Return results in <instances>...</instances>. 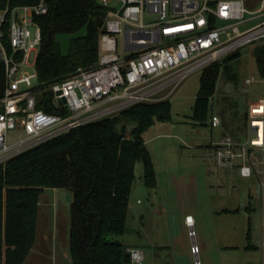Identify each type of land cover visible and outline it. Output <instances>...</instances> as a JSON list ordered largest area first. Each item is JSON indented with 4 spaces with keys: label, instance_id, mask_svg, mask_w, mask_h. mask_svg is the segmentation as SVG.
<instances>
[{
    "label": "built area",
    "instance_id": "2783aa9c",
    "mask_svg": "<svg viewBox=\"0 0 264 264\" xmlns=\"http://www.w3.org/2000/svg\"><path fill=\"white\" fill-rule=\"evenodd\" d=\"M98 1L106 17L97 62L45 83L29 57L35 52L36 62L42 41L37 17L47 11V0H0V61L7 83L0 99V165L86 123L168 99L193 72L264 41V0ZM147 13L155 17L145 22ZM209 123L217 127L221 119L212 114ZM247 127L245 139L225 134L214 142V158L220 167H238L244 177L257 171L264 193V98L250 104ZM129 251L131 263L142 264L143 250Z\"/></svg>",
    "mask_w": 264,
    "mask_h": 264
},
{
    "label": "trees",
    "instance_id": "16d2710c",
    "mask_svg": "<svg viewBox=\"0 0 264 264\" xmlns=\"http://www.w3.org/2000/svg\"><path fill=\"white\" fill-rule=\"evenodd\" d=\"M47 5V11L37 17L42 41L35 69L40 81L52 83L97 62L106 9L98 0H47ZM63 34L70 36L66 52L59 42ZM253 51L264 78V41ZM237 56L239 52L223 62ZM221 68L222 62H217L201 74L193 106L196 122L205 123L211 115V97ZM6 85L5 66L0 61V99ZM38 106L52 111L47 103ZM170 111L168 99L139 103L59 134L0 165V264H23L30 253L36 240L40 194L46 187L73 193L71 264H132L129 249L133 246L114 236L126 231L137 161L143 164L146 186L156 185L142 134L156 119H169ZM235 118L229 124H236ZM250 232L249 228L248 240Z\"/></svg>",
    "mask_w": 264,
    "mask_h": 264
},
{
    "label": "rangeland",
    "instance_id": "374dc122",
    "mask_svg": "<svg viewBox=\"0 0 264 264\" xmlns=\"http://www.w3.org/2000/svg\"><path fill=\"white\" fill-rule=\"evenodd\" d=\"M154 17L155 14L147 13L144 21ZM69 38L67 34L59 37L63 52L68 49ZM256 45L240 48L239 56L222 63L210 102V110L222 117L227 126L236 117V127L245 137L250 104L264 98V78L259 75L253 51ZM35 54L29 57L32 68ZM202 72L187 76L168 97L170 118L156 119L143 132L156 188L146 186L144 172L138 173L142 167L138 161L128 201L126 231L114 238L140 247L144 252L142 264H264V249L260 247L264 224L257 193L259 178L254 175L241 178L236 172L228 175L216 170L214 151L208 146L210 123L196 122L193 118ZM247 78L258 81L247 84ZM220 131V127L212 130L215 141L222 137ZM58 189L53 192V188L46 187L42 192L36 245L24 264H71L73 193L66 188ZM249 191L252 197H248ZM234 205H240L242 210L228 213L226 209ZM248 205L253 208L249 240V214L245 210ZM187 215L193 218L191 224L185 222ZM249 241L256 248H250Z\"/></svg>",
    "mask_w": 264,
    "mask_h": 264
},
{
    "label": "crops",
    "instance_id": "0c3cea01",
    "mask_svg": "<svg viewBox=\"0 0 264 264\" xmlns=\"http://www.w3.org/2000/svg\"><path fill=\"white\" fill-rule=\"evenodd\" d=\"M222 63H223V61H221ZM212 114H216V112H213V111H211V115ZM211 115H210V117H211ZM210 117L208 118V120L207 121H209L210 122ZM221 119V124L219 125V126H217V127H220V134H219V136L221 137V136H223V135H225V134H227V132H230V135H233V136H235V137H237V138H239V139H245L246 137L245 136H243L242 134H241V132H240V130L238 129V127H236L237 126V124H235V123H232V124H229L228 126L224 123V121H223V118L221 117L220 118ZM207 125V124H206ZM211 127V126H210ZM215 127H211V139H210V144L208 145L211 149H213V151H214V145H213V143L214 142H216V141H218V139H216V141L213 139L214 137H213V133H212V130L214 129ZM218 136V137H219ZM145 140V139H144ZM215 152V151H214ZM211 159V161H212V158H210ZM138 162V161H137ZM136 162V163H137ZM142 163V162H141ZM213 163H214V165H215V167L217 168H215L214 166H212L214 169H216V170H218V171H221V172H223V173H227L228 175L231 173V172H236V174L239 176V177H241V178H252L253 177V175L254 176H256L257 178H259V182H258V186H259V188L257 189V193L259 194L258 196H259V198H260V201H261V204H262V209H263V224H264V193H263V188H262V176L257 172V171H254V173L252 174V176H250V177H244V176H242L241 174H240V172H239V169H238V167H236V166H234V167H220V166H218L217 164H216V161H215V158H214V156H213ZM141 168L138 170V173H142L143 171H144V168H143V164H141ZM135 171H136V167H135ZM134 187V184H132V188ZM52 188V187H51ZM132 188H131V191H132ZM154 188H156V187H154ZM153 188V189H154ZM45 189V188H44ZM60 189H58V188H53V192H57V191H59ZM43 192V191H42ZM256 193V194H257ZM41 195H42V193L40 194V201H39V205H38V215H37V230H38V224H39V218H40V213H41V211H40V204H41V200H42V197H41ZM248 197H252V192L251 191H249V195H248ZM140 202V201H139ZM237 206V207H236ZM234 205V207H232L231 209H226V211L229 213H239V211L240 210H242L241 209V206L240 205ZM245 210H247V212H248V214H249V222H248V230H249V228L251 227L250 226V215H251V213L253 212V208H251L249 205L248 206H246L245 207ZM42 214V213H41ZM192 221H193V218L190 216V215H187L186 217H185V222H187L188 224H191L192 223ZM251 229V228H250ZM251 233V232H250ZM36 238H37V234H36ZM35 243H36V240H35ZM34 243V245H33V247H32V249H31V251L30 252H32V250H33V248H34V246L36 245ZM251 243V242H250ZM250 248H256V245H254V244H252L251 246H249ZM260 247H263V249H264V233H263V237H262V241H261V243H260ZM30 254V253H29ZM28 254V255H29ZM28 257V256H27ZM26 257V259H25V261L28 259ZM23 264H24V262H23Z\"/></svg>",
    "mask_w": 264,
    "mask_h": 264
},
{
    "label": "water",
    "instance_id": "95a60500",
    "mask_svg": "<svg viewBox=\"0 0 264 264\" xmlns=\"http://www.w3.org/2000/svg\"><path fill=\"white\" fill-rule=\"evenodd\" d=\"M62 101H63V102H66V99H65L64 97H62Z\"/></svg>",
    "mask_w": 264,
    "mask_h": 264
}]
</instances>
